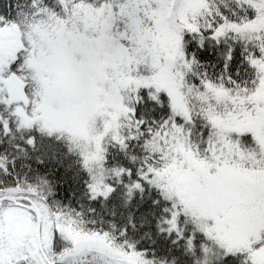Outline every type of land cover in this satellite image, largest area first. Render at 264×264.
<instances>
[{
	"label": "snow or ice",
	"instance_id": "snow-or-ice-1",
	"mask_svg": "<svg viewBox=\"0 0 264 264\" xmlns=\"http://www.w3.org/2000/svg\"><path fill=\"white\" fill-rule=\"evenodd\" d=\"M0 264H264V0H0Z\"/></svg>",
	"mask_w": 264,
	"mask_h": 264
}]
</instances>
